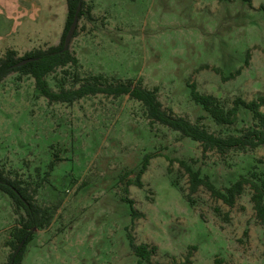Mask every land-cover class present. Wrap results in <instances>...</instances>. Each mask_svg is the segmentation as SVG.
I'll list each match as a JSON object with an SVG mask.
<instances>
[{
  "label": "rangeland",
  "instance_id": "rangeland-1",
  "mask_svg": "<svg viewBox=\"0 0 264 264\" xmlns=\"http://www.w3.org/2000/svg\"><path fill=\"white\" fill-rule=\"evenodd\" d=\"M8 1L0 0V57L61 44L66 0ZM85 3L70 44L78 64L48 75L53 91L103 76L158 88L164 108L216 136L257 127L245 109L233 125H218L194 102L191 85L226 111L237 98L264 97V0ZM148 155L138 188L133 182ZM180 161L221 190L242 176L264 182V147L204 155L200 143L151 125L143 105L129 96L49 103L31 76L12 73L0 84V169L51 213L49 225L35 229L22 264H174L188 255L192 264H264V225L251 189L234 207L201 189L190 206ZM126 200L144 217L134 219ZM24 218L0 191V264L9 262ZM142 244L157 247L148 262L135 254L133 245Z\"/></svg>",
  "mask_w": 264,
  "mask_h": 264
},
{
  "label": "trees",
  "instance_id": "trees-1",
  "mask_svg": "<svg viewBox=\"0 0 264 264\" xmlns=\"http://www.w3.org/2000/svg\"><path fill=\"white\" fill-rule=\"evenodd\" d=\"M82 4L79 13V19L84 14L85 0H66L68 15L65 30L62 36V42L59 46H53L47 50H37L25 54L18 58L15 50H7L3 57H0V84L5 78L12 73H20L25 76H31L35 81L37 91L46 98L49 103H67L72 104L87 96H96L103 94L111 97L129 96L140 102L146 113V117L151 125L161 124L171 130L180 133L183 137L198 142L203 147V154L208 151H216L220 155H225L231 151H249L264 147V113L260 111L264 106V97L258 101L253 100L246 102L241 98H237L233 102V107L226 111L220 104L217 98L212 95H204L197 91L195 85L192 87V99L200 105L217 123L218 125H233L238 118L240 109H245L252 113L254 121L257 122V127L247 129L240 135H231L228 137L216 136L208 132L206 129L194 125L189 120L177 116L173 111L164 108L158 96V88L147 89L133 82H110L103 76H92L90 80L85 81L79 88L60 92L53 91L47 82V77L60 68L71 65H77L78 60L68 51H63L64 42L69 28L74 20L79 4ZM78 28V27H77ZM77 36V30L74 37ZM26 59H34L33 62L27 63L24 66L18 67L21 61ZM247 65L249 62L247 61ZM240 71L231 75H239ZM151 156H146L143 167L133 182L138 188L143 187L141 181L142 175L147 170ZM180 166L185 170L188 176V194L187 202L190 206L195 205L193 196L201 189H205L210 193L215 200L222 201L229 207H234L237 200L243 195L247 188L251 189V201L256 213L257 221L264 225V182H257V176H242L239 180L233 183L224 190L218 189L208 176H202L200 171L193 169L192 165L180 161ZM0 191L7 194L25 212V218L22 226L17 228L14 234L16 244H13L14 252L7 264H22L26 246L33 240L35 229H45L51 221V213L49 209L37 205L34 197L29 193L28 189L23 186L20 180H11L5 177L0 169ZM132 210L134 219H141L143 214L138 213L134 209V202L126 200ZM24 242V246L17 254L20 244ZM135 254L142 262H148L157 252V247H149L146 244L140 246L133 245ZM216 264H222L223 260L216 259ZM174 264H192L191 256L188 255L181 263Z\"/></svg>",
  "mask_w": 264,
  "mask_h": 264
},
{
  "label": "water",
  "instance_id": "water-1",
  "mask_svg": "<svg viewBox=\"0 0 264 264\" xmlns=\"http://www.w3.org/2000/svg\"><path fill=\"white\" fill-rule=\"evenodd\" d=\"M81 8H82V4L80 3L78 5V8H77V11H76V14L74 16V20L69 28V31L66 35V38H65V42H64V49L63 51H68L70 49V44L72 42V39L74 38V35H75V32L77 30V27H78V23H79V13L81 11ZM34 59H26V60H23L21 61L19 64H17L18 67H21V66H24L26 65L27 63H30V62H33ZM24 245V242H22L17 250V254L20 252V250L22 249Z\"/></svg>",
  "mask_w": 264,
  "mask_h": 264
},
{
  "label": "crops",
  "instance_id": "crops-1",
  "mask_svg": "<svg viewBox=\"0 0 264 264\" xmlns=\"http://www.w3.org/2000/svg\"><path fill=\"white\" fill-rule=\"evenodd\" d=\"M6 1V3L5 4H8L9 3V1L8 0H5Z\"/></svg>",
  "mask_w": 264,
  "mask_h": 264
}]
</instances>
